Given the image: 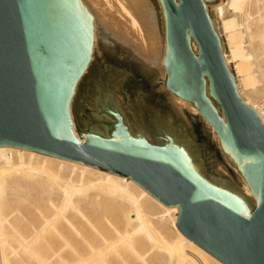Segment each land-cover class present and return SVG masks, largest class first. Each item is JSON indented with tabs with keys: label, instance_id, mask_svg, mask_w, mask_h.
I'll list each match as a JSON object with an SVG mask.
<instances>
[{
	"label": "water",
	"instance_id": "obj_1",
	"mask_svg": "<svg viewBox=\"0 0 264 264\" xmlns=\"http://www.w3.org/2000/svg\"><path fill=\"white\" fill-rule=\"evenodd\" d=\"M158 1L163 86L211 127L254 207L210 134L156 93L161 77L104 36L90 64L93 25L82 0H0V147L126 177L176 207L178 231L218 262L264 264V123L225 65L206 8L218 0ZM124 62L145 86L124 85L135 78Z\"/></svg>",
	"mask_w": 264,
	"mask_h": 264
},
{
	"label": "bare ground",
	"instance_id": "obj_2",
	"mask_svg": "<svg viewBox=\"0 0 264 264\" xmlns=\"http://www.w3.org/2000/svg\"><path fill=\"white\" fill-rule=\"evenodd\" d=\"M226 1L243 2L239 22L246 33L248 47L251 48L252 43H256L255 51L264 56V1ZM82 2L92 17L91 55L97 38V29L94 25L99 23L112 39L118 41L120 49L150 73L161 77L158 85L165 90L163 94L168 96L174 105L181 110L185 108L188 112L198 115L193 105L173 96L163 86L165 73L162 61L165 42L163 40V45L159 42L161 40L155 30L152 16L148 14L151 12L145 7L147 0H82ZM211 8L214 18L211 21L214 22V30L221 40L222 56L234 78L237 94L264 123L262 108L260 110L243 93V88L253 84L247 80L237 79L235 71L231 70L230 66V59L235 58V53L232 51L229 52L230 55L225 53L222 27L220 31L216 20L218 18L222 21L224 15L225 8L222 0ZM208 13H210L209 10ZM249 19L254 22L250 21V23L256 25L254 31L250 30L247 23ZM222 25L224 29L228 26V24ZM191 49L194 53L197 52L194 43H191ZM254 53H251L252 56L259 55V53L253 55ZM260 55L258 57H261ZM247 59L250 58L247 56ZM255 59L253 61L259 72L260 64L258 65L259 62ZM261 60V65L264 66V59ZM260 72V81L264 85V74ZM205 124L213 132L211 127ZM73 134L75 135V132ZM212 136L215 137L225 159L216 135L213 133ZM238 177L242 182L243 193L253 197L239 174ZM29 191L38 193L37 203L42 202V197H45V203H40L37 208H34V212L29 213V225L25 230L30 235L19 238L22 245L21 247L19 244V248L21 247L20 250H22L24 246L27 249L28 256H25L31 262L36 261L38 264H222L178 231L175 225L178 215L176 207L165 208L160 205L128 178L9 147H0V264H7L5 262L9 261L7 255L5 256L2 252L3 246L7 243L3 234L6 230L19 233L14 223L22 222L20 220L23 215L22 213V216L19 215L20 209L25 211L26 196ZM53 195L57 196V203L52 201ZM253 202L257 204L255 199ZM86 211H90V214L86 215ZM12 216L13 222L9 219ZM46 233L57 239V241L52 240L55 243L58 242L55 248H53L55 243L51 246L52 243L47 242V236L44 235ZM68 234L70 237L73 235L76 239L78 238L77 248L71 244ZM49 235L48 237H51ZM39 242L47 246L48 251L44 253L45 256H39L37 251L35 252ZM10 248L12 250V247ZM17 253L16 250H12L11 254L16 256Z\"/></svg>",
	"mask_w": 264,
	"mask_h": 264
},
{
	"label": "rangeland",
	"instance_id": "obj_3",
	"mask_svg": "<svg viewBox=\"0 0 264 264\" xmlns=\"http://www.w3.org/2000/svg\"><path fill=\"white\" fill-rule=\"evenodd\" d=\"M218 1H217V3H218ZM260 1H264V0H260ZM147 2L148 3L146 4L145 7H146V9L150 10V12H151V13H148V14H149V16H152V20L154 22L155 30H156V32L158 34L159 39L161 40L159 42L161 43V45H163L164 34H163L162 24H161L159 3H158L157 0H147ZM217 3H215V4H217ZM222 3H223V6L225 8L224 15L222 17V21L220 19H218V18L216 20H217V27H219L220 31H221V27H222L221 34H222V38H223L224 45H225V53L227 55H230V53H229L230 51L235 53V58L234 59H230L231 60V64H230L231 70L235 71V75L237 76L238 80H247L251 84L254 85V86L252 85V86L243 88L244 89L243 93L246 96H248L251 99V101L256 106H258L260 108V110L262 108L261 112L264 113V85H262V81H260L261 79H260V76H259V72L260 71L261 72L264 71V69H262V68H264V66L261 65L262 64L261 63L262 62L261 59H264V56L260 55L259 52L255 51L254 47H256L255 46L256 43H254V42L252 43L253 48H252V46H251V48L248 47L247 40H246V33H245L243 27L241 26V24L239 22V15H240V12H241V10L243 8V2H238L237 1V2L230 3V1L222 0ZM215 4H213L212 6L211 5L210 6L206 5V8H209V11L211 12L212 11L211 7H213ZM142 11H145V10L142 9ZM252 16H254V15H252ZM250 19H249V22L247 20V23H249L248 25L250 27V30L254 31L255 28H256V25H254L253 24L254 22L252 20H250ZM213 20H214V18H213ZM250 21H252L253 23H250ZM222 24H228V26H226L225 29H224V27H223L224 25H222ZM94 26L97 29V31H96L97 32V36L96 37L104 36V37H106L107 39H109L111 42H113L115 45H117L119 47L118 41L116 39L115 40L112 39L106 33L105 29L101 28L99 23H97ZM246 44H247V46H246ZM96 51H97V41H96L95 48L92 51L90 64H94V62H95ZM252 51L255 52L253 55L259 53V55L261 57H258L259 56L258 54H257L258 56H256V57L252 56V54H251V53H253ZM247 56L250 59H247ZM252 58L253 59L256 58L258 60L259 63H257V64L258 65L260 64L259 65V69H260L259 72H257L256 66H255V62L253 61ZM258 58H260V59H258ZM257 60H256V62H257ZM261 72H260V74H264V72H262V73ZM86 74H88V72H86ZM153 75H155V74L153 73ZM252 77H253V79H252ZM252 81H255V82H252ZM76 91H77V89H76ZM156 93H165V90L161 89L159 87V85H158ZM73 102H74V99H73ZM73 102H72V104H73ZM181 111H183L187 116L195 117L196 118V122L198 124H200V126L204 129V132L206 134H210V141L213 143L214 148L217 150L218 155L220 157V160L222 161L224 166L233 174V176L235 177L236 181L238 182V185H239L238 191L241 192L244 196H246L247 199L250 201V204L254 207L255 204L253 202V200H254L253 197L247 196L245 193H243L244 189L242 188L243 187L242 186V182L239 180L237 172L228 163H226L225 159H223V156H222V154L220 152V148L217 145L215 137L212 136L213 132H211L210 128L202 121V119L198 115H195L192 112L190 113V111L188 112V110L185 109V108H182ZM71 115H72V105H71ZM72 119H73V117H72ZM73 127H74L75 136L77 138H79V136H78V134L76 133V130H75L74 122H73ZM80 140L82 141L83 138H81ZM38 196H39L38 193H35L33 191H29L27 193V196H26V205H27V207H26L25 211L20 209V214H19V215H21V213H22V215H23V217L20 220L22 222L14 223L16 229L19 230L18 231L19 233H16V232H14V233H16V235H20L21 237L13 235L14 233H12L9 230H6L5 233L3 234L5 236V240H7V243H6V245L3 246L2 252L4 253L5 256L7 255V260H9L8 262H5L7 264H21V263L22 264H26L27 262L30 261L28 259V257H26V256H28L27 255L28 254L27 249L24 248V246H23L22 250H20L22 245L19 242V240H20L19 238H26L27 235L28 236L30 235V233H28V231L25 230V228L29 225V223H28V217L30 215L29 213L34 212V208H37V206L40 203H43V204L45 203V197H42V202H38L37 203ZM51 199H52V201L54 203L58 202V199H57L56 195L51 196ZM85 214L89 215L90 211H86ZM9 219L13 222V216L10 217ZM46 234H44V235L47 236L46 237L48 239L47 242H49V244L52 243L51 246H53V244L55 243L54 241L55 240L57 241V239H55L54 236L49 235V233H46ZM11 235H12V237H11ZM48 235L51 236L52 238L48 237ZM45 236H44V239H46ZM71 236L72 237H70L69 234L67 235V237H69V240H70L71 244L77 248L78 238L76 239L73 235H71ZM15 238H17L18 240H16ZM15 240H16V242H15ZM52 240H54V241H52ZM42 243L43 242H39V245L36 246L37 250L33 249V250H35V252L37 251V254H39V256L40 255L41 256H45V254L48 251L47 246H45V244H42ZM16 244H18L17 247H16ZM19 244L21 246L20 248H19ZM57 245H58V242H56L54 244L53 248H55V246H57ZM33 246H35V245H33ZM10 247H12V250H16V253L18 252L16 256H15V254H11L12 250H11ZM37 247L39 248V250H38ZM33 248H35V247H33ZM9 251H10V253H9ZM18 257H19V260H18ZM24 260H26V261H24ZM23 261H24V263H23ZM32 262L36 263V261H32ZM32 262L30 261L27 264H31ZM36 264H38V263H36Z\"/></svg>",
	"mask_w": 264,
	"mask_h": 264
},
{
	"label": "flooded vegetation",
	"instance_id": "obj_4",
	"mask_svg": "<svg viewBox=\"0 0 264 264\" xmlns=\"http://www.w3.org/2000/svg\"><path fill=\"white\" fill-rule=\"evenodd\" d=\"M121 67L127 69L128 71H130L133 76L135 77L134 79L132 77H129V79H127V82L124 83V85L126 87L129 88H136V87H140L141 85H144V79H143V75L141 74V72L138 69H131L129 67H127V62L124 63H120Z\"/></svg>",
	"mask_w": 264,
	"mask_h": 264
}]
</instances>
